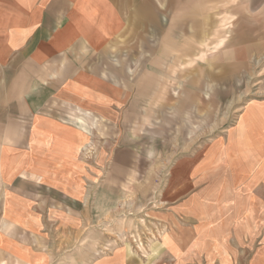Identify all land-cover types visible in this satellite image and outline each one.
Instances as JSON below:
<instances>
[{
	"label": "crops",
	"instance_id": "crops-1",
	"mask_svg": "<svg viewBox=\"0 0 264 264\" xmlns=\"http://www.w3.org/2000/svg\"><path fill=\"white\" fill-rule=\"evenodd\" d=\"M118 1L0 0V261L50 264L52 247L85 224L91 194L106 200L107 193L124 192L122 171L107 170L109 160L117 171L122 161L137 160L118 148L124 102L133 89L111 60V40L123 26L116 23L117 15L123 22ZM250 111L264 113V100L245 106L239 116ZM237 120L208 143L223 150L218 164H199L203 156L194 154L180 160L185 169L178 184L188 194L183 210L193 220L183 230L194 247L169 264H230L255 241L260 244L249 264H264V253L258 254L264 200L253 195L264 187V173L255 176L238 147L239 141L264 145V119L252 117L240 138ZM230 150L237 153L239 172L235 178L231 170L228 192L243 198L236 204L229 196L233 215L208 221L198 200Z\"/></svg>",
	"mask_w": 264,
	"mask_h": 264
},
{
	"label": "rangeland",
	"instance_id": "rangeland-1",
	"mask_svg": "<svg viewBox=\"0 0 264 264\" xmlns=\"http://www.w3.org/2000/svg\"><path fill=\"white\" fill-rule=\"evenodd\" d=\"M117 3L123 22L117 15L116 23L123 26L111 40V60L122 82L133 84L124 102L118 148L135 153L137 160L122 161L118 171L112 169L115 162H107L108 171H122L124 192L107 193L106 200L91 194L85 224L52 247L50 264H169L192 249V235L183 230L193 220L183 210L188 194L178 184L185 169L180 160L194 154L203 156L199 164H218L223 150L208 143L228 133L245 106L264 100V0ZM257 116L264 119L262 111L238 117V138ZM116 147L109 151L115 153ZM238 147L255 176L264 173V145L239 141ZM236 162L237 153L230 150L198 200L201 217L208 221L218 218L221 223L233 215L229 196L241 203V192H228L231 170L238 176ZM253 195L264 200V187ZM214 227L221 231L225 226ZM259 244L255 241L230 264H249ZM263 253L264 245L258 251Z\"/></svg>",
	"mask_w": 264,
	"mask_h": 264
},
{
	"label": "bare ground",
	"instance_id": "bare-ground-1",
	"mask_svg": "<svg viewBox=\"0 0 264 264\" xmlns=\"http://www.w3.org/2000/svg\"><path fill=\"white\" fill-rule=\"evenodd\" d=\"M169 239V238H168ZM162 240H163V238H162ZM151 248V247H150Z\"/></svg>",
	"mask_w": 264,
	"mask_h": 264
}]
</instances>
